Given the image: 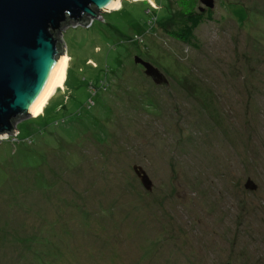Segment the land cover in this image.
I'll return each instance as SVG.
<instances>
[{"label": "rangeland", "instance_id": "374dc122", "mask_svg": "<svg viewBox=\"0 0 264 264\" xmlns=\"http://www.w3.org/2000/svg\"><path fill=\"white\" fill-rule=\"evenodd\" d=\"M154 1L60 31L65 89L0 138V264H264V0Z\"/></svg>", "mask_w": 264, "mask_h": 264}, {"label": "water", "instance_id": "95a60500", "mask_svg": "<svg viewBox=\"0 0 264 264\" xmlns=\"http://www.w3.org/2000/svg\"><path fill=\"white\" fill-rule=\"evenodd\" d=\"M123 1V0H122ZM155 4L154 0H150ZM214 6L213 0H202ZM119 0H0V138L14 135L16 121L33 116L61 69L60 31L71 22L88 23L117 9ZM156 83L166 80L151 62L136 57ZM134 171L147 190L152 181L141 165ZM246 188L257 185L248 179Z\"/></svg>", "mask_w": 264, "mask_h": 264}, {"label": "bare ground", "instance_id": "6f19581e", "mask_svg": "<svg viewBox=\"0 0 264 264\" xmlns=\"http://www.w3.org/2000/svg\"><path fill=\"white\" fill-rule=\"evenodd\" d=\"M121 2H122V0H119V3L117 4V8H110V9H120L122 7ZM63 56L64 57H63V62L61 64V69H60L59 73L57 74L56 78L54 79L53 83L49 86L48 91L46 92L45 96L43 97V99L40 101V103L36 107L35 111L31 113L33 116H38V115H40V113L43 112L44 107L47 105L51 96L57 90H64L65 89V83H67V81H68V68H69V59L70 58L66 52L63 53Z\"/></svg>", "mask_w": 264, "mask_h": 264}, {"label": "trees", "instance_id": "16d2710c", "mask_svg": "<svg viewBox=\"0 0 264 264\" xmlns=\"http://www.w3.org/2000/svg\"><path fill=\"white\" fill-rule=\"evenodd\" d=\"M179 5L181 6V9L184 15L188 17H192L195 20L196 18V15H195L196 1L195 0H179ZM171 34L175 38L181 39L182 41H185V42H187L189 39L187 32L176 31V32H171Z\"/></svg>", "mask_w": 264, "mask_h": 264}, {"label": "built area", "instance_id": "2783aa9c", "mask_svg": "<svg viewBox=\"0 0 264 264\" xmlns=\"http://www.w3.org/2000/svg\"><path fill=\"white\" fill-rule=\"evenodd\" d=\"M2 138V137H1Z\"/></svg>", "mask_w": 264, "mask_h": 264}]
</instances>
